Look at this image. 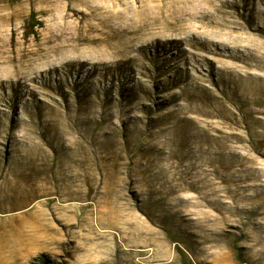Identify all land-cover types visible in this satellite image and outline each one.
Instances as JSON below:
<instances>
[{"label":"rangeland","instance_id":"1","mask_svg":"<svg viewBox=\"0 0 264 264\" xmlns=\"http://www.w3.org/2000/svg\"><path fill=\"white\" fill-rule=\"evenodd\" d=\"M183 258L264 264V0H0V264Z\"/></svg>","mask_w":264,"mask_h":264},{"label":"trees","instance_id":"2","mask_svg":"<svg viewBox=\"0 0 264 264\" xmlns=\"http://www.w3.org/2000/svg\"><path fill=\"white\" fill-rule=\"evenodd\" d=\"M178 252L182 255V251L181 250H178ZM237 257L241 258V254L237 253ZM182 264H189V263H187V261L183 258L182 259Z\"/></svg>","mask_w":264,"mask_h":264}]
</instances>
